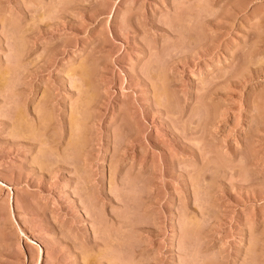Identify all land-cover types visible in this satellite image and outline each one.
Returning a JSON list of instances; mask_svg holds the SVG:
<instances>
[{"label":"rangeland","instance_id":"rangeland-1","mask_svg":"<svg viewBox=\"0 0 264 264\" xmlns=\"http://www.w3.org/2000/svg\"><path fill=\"white\" fill-rule=\"evenodd\" d=\"M0 264H264V0H0Z\"/></svg>","mask_w":264,"mask_h":264}]
</instances>
